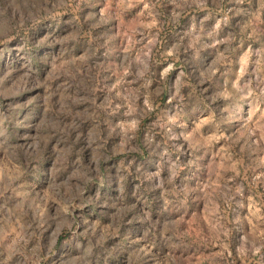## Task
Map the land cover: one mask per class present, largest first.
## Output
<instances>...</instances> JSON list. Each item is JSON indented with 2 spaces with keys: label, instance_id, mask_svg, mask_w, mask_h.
<instances>
[{
  "label": "rangeland",
  "instance_id": "rangeland-1",
  "mask_svg": "<svg viewBox=\"0 0 264 264\" xmlns=\"http://www.w3.org/2000/svg\"><path fill=\"white\" fill-rule=\"evenodd\" d=\"M263 194L264 0H0V264H264Z\"/></svg>",
  "mask_w": 264,
  "mask_h": 264
},
{
  "label": "crops",
  "instance_id": "crops-1",
  "mask_svg": "<svg viewBox=\"0 0 264 264\" xmlns=\"http://www.w3.org/2000/svg\"><path fill=\"white\" fill-rule=\"evenodd\" d=\"M258 194V193H257ZM259 194H262V193H259ZM264 195V194H263ZM260 202V205L262 206V208H263V211H264V201H259Z\"/></svg>",
  "mask_w": 264,
  "mask_h": 264
}]
</instances>
